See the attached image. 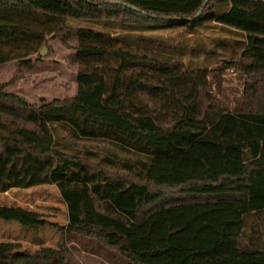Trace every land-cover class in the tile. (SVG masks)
Returning <instances> with one entry per match:
<instances>
[{
    "label": "trees",
    "instance_id": "trees-1",
    "mask_svg": "<svg viewBox=\"0 0 264 264\" xmlns=\"http://www.w3.org/2000/svg\"><path fill=\"white\" fill-rule=\"evenodd\" d=\"M161 19L185 34L211 23L237 34L239 62L221 68L245 75L239 109L211 90L214 69L188 72L182 55L142 39ZM65 30L77 38L73 98L36 107L0 85V194L54 185L66 233L130 264H264V0H0V65H28ZM60 133L128 157L91 168L93 155L70 153ZM163 189L177 197L163 203ZM0 219L46 225L3 206ZM67 257L62 242L32 253L0 243V264Z\"/></svg>",
    "mask_w": 264,
    "mask_h": 264
},
{
    "label": "rangeland",
    "instance_id": "rangeland-1",
    "mask_svg": "<svg viewBox=\"0 0 264 264\" xmlns=\"http://www.w3.org/2000/svg\"><path fill=\"white\" fill-rule=\"evenodd\" d=\"M167 21L161 19L152 33L141 35L142 39H150L159 49L182 55L181 62L188 72L214 69L215 72L208 78L211 90L218 95L221 103L239 109L245 101V75L237 68H221L225 63L239 62L240 50L235 41L240 38L237 34L221 30L214 23L197 30L195 34H185L182 28H169ZM81 26L99 29L77 21L71 22L69 27L75 29ZM76 45L77 38L69 30L46 37L37 52L24 59L28 65L18 60L0 65V85H6L8 93L16 94L36 107L54 100L73 98L79 71ZM42 50L44 55H40ZM60 138L63 145H68L70 153L84 159H87L88 153L93 155L88 163L91 168L100 169L98 162L106 157H128L103 142L74 141L64 133H60ZM106 172L129 179L119 170ZM161 192L163 203L177 197L173 190L163 189ZM0 206H22L47 222L43 227H23L16 222L0 221V242L14 243L20 252L32 253L44 247L55 249L62 242L68 249L66 264H130L116 250L95 238L66 233L67 209L54 185L15 189L0 194Z\"/></svg>",
    "mask_w": 264,
    "mask_h": 264
},
{
    "label": "crops",
    "instance_id": "crops-1",
    "mask_svg": "<svg viewBox=\"0 0 264 264\" xmlns=\"http://www.w3.org/2000/svg\"><path fill=\"white\" fill-rule=\"evenodd\" d=\"M39 187H43V186H38V188ZM34 188H36V187H34ZM30 189H32V188H30ZM13 190H15V189H13ZM13 190H10V191H13ZM28 190V189H27ZM10 191H8V192H10ZM3 207H5V206H3ZM7 208H16V209H21V210H23V211H25V212H28V213H35V212H33V211H30V210H27V209H24L22 206H17V207H13V206H11V207H7ZM36 215H38L39 216V218H40V220H43L44 222H46L39 214H37V213H35ZM0 221H3V220H1L0 219ZM3 222H6V221H3ZM9 222H15V221H9ZM9 222H7V223H9ZM16 223H18V222H16ZM19 224V223H18ZM46 224H47V222H46ZM21 225V224H20ZM23 226V225H22ZM23 227H26V226H23ZM0 243H3V244H12V245H15L14 243H6V242H0ZM17 246V245H16ZM18 247V246H17ZM19 248V247H18ZM44 248H46V247H44Z\"/></svg>",
    "mask_w": 264,
    "mask_h": 264
},
{
    "label": "water",
    "instance_id": "water-1",
    "mask_svg": "<svg viewBox=\"0 0 264 264\" xmlns=\"http://www.w3.org/2000/svg\"><path fill=\"white\" fill-rule=\"evenodd\" d=\"M40 55H44V51L43 50L40 52Z\"/></svg>",
    "mask_w": 264,
    "mask_h": 264
}]
</instances>
